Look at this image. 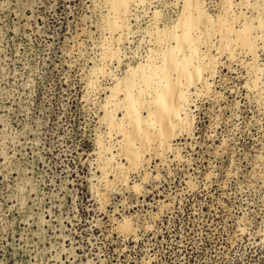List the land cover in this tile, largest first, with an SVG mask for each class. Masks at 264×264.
I'll return each instance as SVG.
<instances>
[{
  "label": "rangeland",
  "instance_id": "obj_1",
  "mask_svg": "<svg viewBox=\"0 0 264 264\" xmlns=\"http://www.w3.org/2000/svg\"><path fill=\"white\" fill-rule=\"evenodd\" d=\"M185 1L133 3L115 32L106 0H0V264H264V0H198L214 24L193 30L189 72L213 69L170 148L131 168L106 120L130 73L177 47L155 35ZM219 19L252 25L256 51Z\"/></svg>",
  "mask_w": 264,
  "mask_h": 264
},
{
  "label": "bare ground",
  "instance_id": "obj_2",
  "mask_svg": "<svg viewBox=\"0 0 264 264\" xmlns=\"http://www.w3.org/2000/svg\"><path fill=\"white\" fill-rule=\"evenodd\" d=\"M106 1L110 5L113 14L111 22L110 21L107 22H110V28L115 32L121 30V28L123 27L124 19L126 18L128 12L130 11V6L138 1H140V3L142 2V0H106ZM233 1L234 0H226L225 8L226 9L230 8V5H233L232 3H234ZM199 2L200 1L198 0L185 1L184 3L185 10H183L182 13L183 16L181 18H178L179 21H177L175 25V28L180 27L181 32H178L175 30V28H172L171 31L165 30L166 32H162V33L157 32V35H155V37L157 36L156 38H158L157 41H160L162 44L163 42L165 43L169 39H171V42L173 39L177 44V47L173 45L174 49L169 47L171 46L169 44L164 48L162 54L158 56L161 65H156L154 63L148 62L146 66L147 68L145 70L143 67V70L141 71L138 70L136 72L135 69L136 68L139 69L138 67H136L134 70L131 69L133 70L132 71L133 75L129 72L131 75L130 78L127 77L129 79L128 80L126 79L127 81L124 83L123 88L120 87L124 92V98L122 100L124 113L122 120L119 119L120 121H116L114 115L115 109H113L112 111L110 110L107 111L106 120L113 131H117V133L121 134L120 151L123 154V157L127 160L131 168L136 167V165L138 166L137 163L144 155L143 154L144 152H147L149 150L165 151L168 148H170V140L172 137H174V135L176 136L175 131H177L178 128L181 129L183 128L182 130H184L185 125L188 123L186 106L190 94L189 93L190 87L193 85L194 80L201 81L204 84H207L206 79L203 77V72H205L206 70H208L209 72V69L210 71L211 69H213L210 67L209 63L203 65L202 61L204 60L201 59L200 61L202 62V65L200 66L202 67H198L199 66L198 65L197 69H195V72L193 73L189 72V66L192 65L194 66L193 62L196 59H199V57H202V54L198 52L200 48L198 45V41H200L201 38L200 40L196 39L193 36L194 34H192L193 30L200 29L198 26L201 25L203 22H206L209 25H211L214 22L212 21L211 18H209L205 14ZM239 2L241 3V1ZM249 7H253V6H249ZM262 9H263L262 10L263 14L261 13V15L263 16L260 17L258 22L259 24L257 25V27H259L260 30H262L264 33V7H262ZM240 14L242 13L240 12ZM236 19H238V17H236ZM236 19L234 18V22L236 21ZM218 22L219 24L217 23L218 28H216V30H218L217 32H220V36L222 35L221 37L222 41L224 40L226 43L231 42L233 38L231 41H229L230 36L233 35L234 37L233 41L236 44L234 46L237 45L240 46L245 51V53L247 52L253 54L254 51H256L254 50V46H255L254 42L257 36H252L251 33L252 25L249 26L247 24H243L242 26V24H240L241 25L240 28L234 29L233 26L230 24L233 21L228 23L229 20L222 19ZM202 25L204 26L206 24L204 23ZM205 29H207V27H205ZM216 30L214 31L215 33ZM198 31L200 33V30ZM197 33H195V35L200 36L197 35ZM201 33L202 35L204 34L203 31ZM208 33L211 34V32ZM208 41L209 38L206 40V43ZM221 45H222L221 49L223 51L229 50V52H231V49H228L227 47L228 44L224 45L221 43ZM187 47L190 49V54L188 55L184 53V50ZM176 48L177 50H179L178 54H180V52H183L184 57L182 58L177 57V54H175ZM185 51H187V49ZM114 55H115L114 53H111L110 55H108V57L111 56L113 57ZM154 59H157V57L153 58V60ZM203 59L205 58L203 57ZM156 62H158V60ZM171 72L174 73L176 72L178 74L176 78L172 77L173 75ZM143 113H145V115ZM101 148L103 149V147ZM125 228L127 229V227Z\"/></svg>",
  "mask_w": 264,
  "mask_h": 264
}]
</instances>
